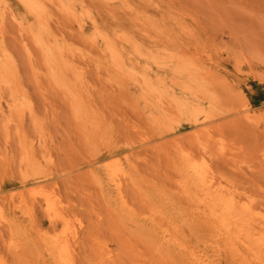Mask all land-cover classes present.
I'll return each mask as SVG.
<instances>
[{"label": "rangeland", "instance_id": "374dc122", "mask_svg": "<svg viewBox=\"0 0 264 264\" xmlns=\"http://www.w3.org/2000/svg\"><path fill=\"white\" fill-rule=\"evenodd\" d=\"M34 1L0 0V264H264V0Z\"/></svg>", "mask_w": 264, "mask_h": 264}, {"label": "bare ground", "instance_id": "6f19581e", "mask_svg": "<svg viewBox=\"0 0 264 264\" xmlns=\"http://www.w3.org/2000/svg\"><path fill=\"white\" fill-rule=\"evenodd\" d=\"M32 1L30 4L31 6L34 5L35 7V13H36V16L38 17L37 19H39L40 22H42L41 20L43 19V17L46 15V12L42 10V6L39 5L37 2H35L34 0H30ZM1 76V75H0ZM181 216V219L191 223L190 225V231L193 233L194 236H198L200 234H202L204 232V229L202 226H200L199 224H196L194 222H191L188 220L187 217H190L189 214L187 215V213L185 211L181 212L180 214ZM142 232L144 234V236L148 239V240H151L152 242H154V245L156 246V248L158 249H164V250H167L168 253L172 254V255H175L177 256L176 252L171 250L172 248L170 247H166L165 244L162 242V240L158 239V240H155L153 238V234L151 231L149 230H146V229H142Z\"/></svg>", "mask_w": 264, "mask_h": 264}]
</instances>
